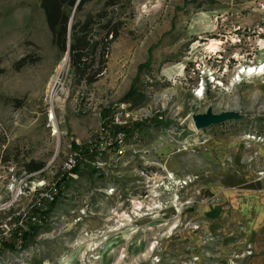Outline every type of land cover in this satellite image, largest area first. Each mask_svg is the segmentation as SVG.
Wrapping results in <instances>:
<instances>
[{
	"label": "rangeland",
	"instance_id": "rangeland-1",
	"mask_svg": "<svg viewBox=\"0 0 264 264\" xmlns=\"http://www.w3.org/2000/svg\"><path fill=\"white\" fill-rule=\"evenodd\" d=\"M41 1L0 0V159L41 164L56 195L0 264H264V76L238 75L264 61V0H121L91 86L56 73ZM209 67L223 86L197 97ZM210 106L244 118L195 135Z\"/></svg>",
	"mask_w": 264,
	"mask_h": 264
},
{
	"label": "trees",
	"instance_id": "trees-1",
	"mask_svg": "<svg viewBox=\"0 0 264 264\" xmlns=\"http://www.w3.org/2000/svg\"><path fill=\"white\" fill-rule=\"evenodd\" d=\"M77 1L42 0L41 8L53 43L63 54L69 52V66L75 85L91 86L104 76L111 45L120 36L123 23L114 22L108 10L116 8L121 0H105L104 10L96 16L89 15L85 20L77 19L76 15L88 2L95 0H80L76 6ZM27 63L23 59L16 69H21ZM25 168L35 172L42 169V165L32 163Z\"/></svg>",
	"mask_w": 264,
	"mask_h": 264
},
{
	"label": "built area",
	"instance_id": "built-area-1",
	"mask_svg": "<svg viewBox=\"0 0 264 264\" xmlns=\"http://www.w3.org/2000/svg\"><path fill=\"white\" fill-rule=\"evenodd\" d=\"M262 8L264 11V5ZM245 68L240 69L239 72L242 73ZM200 74L202 81L196 95L201 89H204L203 92L205 91L206 82L210 85L216 83L217 86L223 84L215 76L212 67L202 69ZM241 76L245 75L241 74ZM258 139L262 140L260 137ZM72 163L73 161H70L64 169L71 168ZM41 172H43V168L29 172L14 161L0 159V251L3 250L4 246L10 244V248L5 251L7 255L14 254L13 238L21 236L28 230L29 221L33 217L32 210L43 208L44 203L53 201L56 195L55 184H47L43 177H39ZM29 198L30 200L24 201ZM35 223L36 220H34L33 225ZM8 259L7 264H24L23 260Z\"/></svg>",
	"mask_w": 264,
	"mask_h": 264
},
{
	"label": "water",
	"instance_id": "water-1",
	"mask_svg": "<svg viewBox=\"0 0 264 264\" xmlns=\"http://www.w3.org/2000/svg\"><path fill=\"white\" fill-rule=\"evenodd\" d=\"M80 0L77 1L76 6ZM67 61L69 62V52L65 54ZM244 116L238 111H224L220 114H215L213 107L210 106L206 114H198L193 116L194 125L198 129H207L215 125H221L230 120H242Z\"/></svg>",
	"mask_w": 264,
	"mask_h": 264
},
{
	"label": "bare ground",
	"instance_id": "bare-ground-1",
	"mask_svg": "<svg viewBox=\"0 0 264 264\" xmlns=\"http://www.w3.org/2000/svg\"><path fill=\"white\" fill-rule=\"evenodd\" d=\"M263 7V6H262ZM222 43L219 42V41H211L210 43H207V45L205 46L206 47V50L213 53V52H218L219 49H220V45ZM68 64V61L66 59V56L63 58L62 62L59 64L58 68H57V74L60 73ZM261 66V67H260ZM241 74H244V75H248L249 77L251 76H264V61L261 62L260 64H257V65H251L248 67V69L245 68V70L240 73L239 72V76ZM57 77V76H56ZM56 77L53 78L52 82H51V86L53 85L54 81L57 79ZM240 78V77H239ZM238 81H240V79H236ZM221 86L223 84H220ZM51 88V87H50ZM204 89H201L199 92H198V97H202L204 95V92H203ZM52 119H54V114L52 113ZM52 121V120H51ZM191 128H192V132L195 134V135H198L201 133V131L192 123L191 124Z\"/></svg>",
	"mask_w": 264,
	"mask_h": 264
},
{
	"label": "crops",
	"instance_id": "crops-1",
	"mask_svg": "<svg viewBox=\"0 0 264 264\" xmlns=\"http://www.w3.org/2000/svg\"><path fill=\"white\" fill-rule=\"evenodd\" d=\"M259 206H260V207L264 206V201H263V200L260 201L258 207H259ZM252 226H253V225H252ZM252 235L255 237V236L257 235V233L254 231Z\"/></svg>",
	"mask_w": 264,
	"mask_h": 264
}]
</instances>
